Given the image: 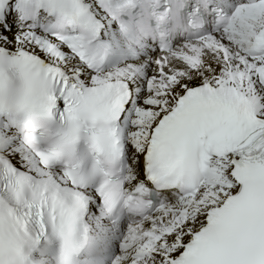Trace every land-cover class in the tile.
Returning <instances> with one entry per match:
<instances>
[{
    "label": "snow or ice",
    "instance_id": "snow-or-ice-1",
    "mask_svg": "<svg viewBox=\"0 0 264 264\" xmlns=\"http://www.w3.org/2000/svg\"><path fill=\"white\" fill-rule=\"evenodd\" d=\"M0 264H264V0H0Z\"/></svg>",
    "mask_w": 264,
    "mask_h": 264
}]
</instances>
